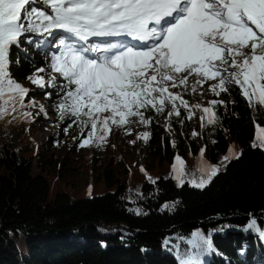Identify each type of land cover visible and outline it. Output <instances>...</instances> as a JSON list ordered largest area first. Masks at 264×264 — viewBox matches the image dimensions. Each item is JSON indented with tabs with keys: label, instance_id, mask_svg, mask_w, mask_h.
<instances>
[{
	"label": "trees",
	"instance_id": "trees-1",
	"mask_svg": "<svg viewBox=\"0 0 264 264\" xmlns=\"http://www.w3.org/2000/svg\"><path fill=\"white\" fill-rule=\"evenodd\" d=\"M38 38L27 33L10 50L9 72L14 80L28 81L38 68L49 75L57 41L50 47L47 42L39 45ZM62 83L39 95L49 99L58 116ZM215 97L224 104L215 107L216 124L204 123L208 161L186 166L182 186L173 175L153 179L155 183L141 176L138 189L132 190L125 179L107 171L90 190L75 184L59 187L43 168L33 173L35 153L20 150L24 141L16 150L0 140V264H185L189 258L190 264H264V236L245 230L253 217L264 228V149L253 147L261 135L257 125L264 128L262 107L250 106L238 86ZM145 115L152 120L147 142L160 162L164 157L170 161L175 148L187 154L189 145L196 152L180 116L173 119V115V125L165 129L159 114L149 110ZM168 130L175 133V146ZM233 141L242 147L239 159L227 162L205 188L193 187L190 170L218 162ZM196 231L209 239L211 248L197 247L186 256L165 243L173 236L190 238Z\"/></svg>",
	"mask_w": 264,
	"mask_h": 264
},
{
	"label": "snow or ice",
	"instance_id": "snow-or-ice-1",
	"mask_svg": "<svg viewBox=\"0 0 264 264\" xmlns=\"http://www.w3.org/2000/svg\"><path fill=\"white\" fill-rule=\"evenodd\" d=\"M27 33L56 37L59 51L52 55L48 79L46 69L38 68L28 80L45 88L62 78L60 117H74L81 136L89 129L79 147L101 146L114 127L131 134V125L151 124L145 116L149 110L163 114L168 109V117H179L183 107L191 119L194 107L203 113L202 124L214 125L219 119L215 107L223 100L213 99L205 107L190 106L183 98L205 84L216 96L238 86L250 106L264 107V0H0V116L8 115L10 103L16 111L17 96L24 107L31 91L9 72L10 50ZM29 105L37 106L32 100ZM257 129L261 135L253 147L264 149V128ZM149 136L144 131L138 138L147 141ZM240 155L230 148L223 160ZM174 160V178L182 186L185 161L179 155ZM221 170L201 165V177L189 183L203 189ZM245 230L264 236L254 217ZM192 235L190 243L211 248L200 231Z\"/></svg>",
	"mask_w": 264,
	"mask_h": 264
},
{
	"label": "rangeland",
	"instance_id": "rangeland-1",
	"mask_svg": "<svg viewBox=\"0 0 264 264\" xmlns=\"http://www.w3.org/2000/svg\"><path fill=\"white\" fill-rule=\"evenodd\" d=\"M41 7L46 6L41 5ZM48 38L51 39V42H48ZM41 40L47 42L48 46L51 47L55 44L56 37L40 36L35 42L39 41L38 44L42 45ZM53 51L57 53L59 49L55 47ZM51 75L54 76L55 73ZM44 76L47 80L49 75ZM17 82L31 89V91L24 107L20 106V100H17L18 97L15 98V112L12 111V104L8 105V115L3 116L4 123L0 126V140L5 141L8 146L16 150L24 141L20 150L24 154L31 151L35 153L33 156L35 160L33 173L37 174L40 172V168H43L44 175L48 177L52 184L56 183L59 187L66 184H75L78 188L90 190L96 187L97 177L101 176L100 178H102L109 171L113 177L121 180L125 179L132 190H137L139 187L138 179L141 176H151L153 179L160 178V176H174L173 164L177 155L185 161V174L186 166L192 167L196 162L207 163L208 161L207 143L204 139V123L206 120L202 124L200 117L203 113L200 109L193 107L192 111L195 114L191 119H188V111L183 107L180 108L181 120L187 124L192 134L196 152H191L189 145H186V149L190 150L187 154H183L175 148L170 161H166L164 157L160 162L158 156L153 154L152 147L148 142L138 138L139 133L150 131L149 124L131 125V134H126L123 128L114 127L106 143L101 146L97 147L93 144L90 147H79L81 140L87 135V133H84V136H81V125L78 122L74 123V120L64 122L60 116L54 113L49 99L39 97L43 91H47L52 85L40 88L33 85L29 80H18ZM58 82L61 83L62 78L58 79L56 83ZM207 89L208 84H205L196 93L191 91L185 93L183 98L189 102L190 106L195 104L209 106V101L216 99V95ZM29 100L36 102L37 106H30ZM39 105L44 106L46 114L45 111H41ZM29 112L32 114L31 116L24 115ZM262 113L264 117V107H262ZM255 119L258 121L257 116H255ZM158 121L165 129L169 125H173L172 116L168 117L165 111L163 114H159ZM193 132L198 133V135L194 136ZM25 133L30 136V139L26 138V135L24 136ZM167 134L171 136L172 143L176 141L175 133L168 130ZM226 137L231 140L229 133L226 134ZM131 141H135V143H131ZM202 148L205 149L203 158L200 156ZM230 148H234L237 152H241L242 149L239 143L230 142L228 150L221 153L218 162H210V165L225 166L227 162L223 158L229 155ZM141 166H143L144 171L141 170ZM189 173L197 180L201 177L199 170H190ZM185 177L186 175L183 177L184 180H186ZM99 188L104 189V186ZM69 189L70 192H73L72 188ZM88 194L92 195V191H89ZM193 239H195L193 236L190 238L173 236L168 238L165 243L173 247L175 252H183L188 256L197 248L195 244L190 243Z\"/></svg>",
	"mask_w": 264,
	"mask_h": 264
},
{
	"label": "bare ground",
	"instance_id": "bare-ground-1",
	"mask_svg": "<svg viewBox=\"0 0 264 264\" xmlns=\"http://www.w3.org/2000/svg\"><path fill=\"white\" fill-rule=\"evenodd\" d=\"M93 39H96V38H93Z\"/></svg>",
	"mask_w": 264,
	"mask_h": 264
}]
</instances>
